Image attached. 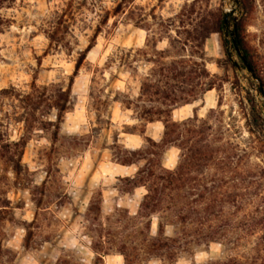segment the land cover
Here are the masks:
<instances>
[{
	"label": "rangeland",
	"instance_id": "1",
	"mask_svg": "<svg viewBox=\"0 0 264 264\" xmlns=\"http://www.w3.org/2000/svg\"><path fill=\"white\" fill-rule=\"evenodd\" d=\"M62 1L8 0L0 6V90L13 87L25 91L33 82L37 86L67 82L73 75L76 52L86 48L87 37L91 35L86 25H94L97 19L94 13L85 12V23L77 22L74 30L77 45L70 56L63 52L45 55L48 41L42 29ZM101 1L103 7L112 8L119 0ZM243 6L244 11L236 0H132L129 13L109 20L74 78L71 87L74 107L65 116L57 140L52 143L50 134L45 132H24L20 124L11 123L7 127L10 141L21 137L26 140L21 173H13L10 166L0 160V205L5 201L9 206L0 222V245L3 251L10 253L14 264H56L63 257L69 258L72 264H93L95 255L84 219L89 203L98 194L101 195L99 222L105 226L106 220L117 218L119 211L129 216L138 212L145 190H131L120 179L134 176L142 163L130 169V177L122 174L113 162L112 138L118 135L120 144L126 148L139 149L145 146L146 138L159 143L164 127L161 122L151 127L147 125L144 134H140L141 127L132 120V111L127 110L126 105L113 104L110 109L100 108L97 113L105 116L109 113L112 125L99 134L94 132L98 128L96 112L90 109L88 97L93 72L104 68L109 56L118 49L143 48L148 38L156 43L157 50H166L168 36L176 38L177 33L200 25L211 27L213 19L225 13L237 20L244 17L243 37L256 58L260 79L244 69L235 55L232 58L236 68L223 67L226 58L221 38L216 33L208 34L203 43V58L209 74L216 77L211 80L215 85L214 106L197 117L208 119L215 137L228 142L227 151L235 156L232 168L241 175H237L234 182L241 183L243 177L246 183H253L252 188L258 186L264 190V96L258 93V87L264 82V0H243ZM143 17L145 21L139 23ZM231 30L229 23L228 32ZM190 53L188 48L185 54ZM110 74L118 78L114 90L136 94L135 84L128 74L112 66L104 74L106 81ZM250 99L260 113V122L253 121ZM196 101L199 104V100ZM8 104L0 101L2 116L5 112L12 113ZM123 126L129 129L136 126L137 134H125L127 130ZM125 135L137 137L127 141ZM167 150L174 153L168 162L173 170L180 152L176 148ZM249 171L255 178H247ZM157 226V219L152 218L151 234L156 233ZM174 232L173 227L165 228L167 237ZM223 257V247L211 243L192 247L175 264H215ZM7 260L3 259L2 264H9ZM103 264H123V259L111 254L103 257Z\"/></svg>",
	"mask_w": 264,
	"mask_h": 264
},
{
	"label": "trees",
	"instance_id": "2",
	"mask_svg": "<svg viewBox=\"0 0 264 264\" xmlns=\"http://www.w3.org/2000/svg\"><path fill=\"white\" fill-rule=\"evenodd\" d=\"M6 1L0 0V6ZM101 3V0H63L42 29L48 41L45 55L63 52L70 56L77 45L74 37L77 22L85 23V12L96 15L94 25L87 27L85 24L91 35L87 37L86 48L76 52L74 72L67 82L43 86L33 82L25 91L13 87L0 90L1 103L8 102L12 110L3 116L0 112V160L9 165L13 173L22 172L26 140L21 137L18 141H10L7 127L11 123L20 124L24 132H45L50 134L52 143L57 140L65 116L74 107L71 96L74 78L109 20L129 13L132 0H119L112 8H105ZM236 4L244 11L243 0H236ZM144 17L139 23L145 21ZM243 21L244 17L237 20L229 13L222 14L213 19L211 27L200 25L177 33L176 38L168 36L169 47L162 51L147 38L143 48L118 49L109 56L104 68L93 72L88 97L90 109L96 112L98 128L94 132L99 134L112 125L109 113L106 116L97 113L100 108L110 109L113 104L126 105V109L132 111V120L141 127L140 134L154 122H161L164 127L159 143L146 138L145 146L139 149L126 148L120 144L118 135L112 138L110 149L115 164L129 167L142 163L133 177L120 181L131 190L143 188L145 194L136 215L119 211L117 218L106 220L107 226L99 222L101 195L91 200L84 222L95 255L93 264H103V257L111 254L121 256L123 264L151 261L175 264L192 247L211 243L221 245L224 251L221 262L215 264H264V190L258 186L252 188L253 183H246L243 177L241 183L234 182L239 175L232 168L235 156L227 151L228 142L215 137L208 119L201 120L195 115L174 122L171 118L174 109L201 100L206 92L215 88L211 80L216 77L209 74L203 58V43L210 33L221 38L226 58L223 67L236 68L232 58L235 55L244 69L248 66L253 77L260 79L256 58L243 37ZM188 48L191 53L186 55ZM112 66L133 80L135 95L114 90V82L118 79L114 75L110 74L108 81L105 80L104 74ZM258 93L264 96V82L258 87ZM249 103L254 123L260 122L254 102L250 99ZM123 129L127 130L125 134H137L136 126L130 129L123 126ZM168 148L180 152L173 170L162 165ZM217 176L219 178L214 180ZM247 178L253 179L255 175L249 171ZM8 208L7 202H1L0 222ZM241 211L242 215L237 216ZM152 218L158 221L155 234H151ZM169 226L175 229L171 237L165 235V228ZM9 256L0 245V264L3 259L14 264ZM56 264L72 262L63 257Z\"/></svg>",
	"mask_w": 264,
	"mask_h": 264
},
{
	"label": "crops",
	"instance_id": "3",
	"mask_svg": "<svg viewBox=\"0 0 264 264\" xmlns=\"http://www.w3.org/2000/svg\"><path fill=\"white\" fill-rule=\"evenodd\" d=\"M212 93H213V90L206 92L203 95L202 100H199V104H197V101H194L190 104H186L184 106H181V107L174 109L171 112V118L174 121H182V120L188 119L190 117H193L195 115L201 117L203 111L209 110V109L213 108V106H214V104L212 103ZM157 123L158 122L148 124V127L154 126ZM125 137H126L127 141H134V139H136L137 136L136 135H125ZM135 148L136 147H132L130 149H135ZM172 155H174L173 151L167 150L164 154V157H163V165L166 169H169V170L172 168V167L168 166L169 159H170V157H172ZM117 166L119 167V171L122 174L130 177L129 171L134 165L129 166V167H123V166H119V165H117ZM135 190L136 191H138V190L144 191L143 188H137Z\"/></svg>",
	"mask_w": 264,
	"mask_h": 264
},
{
	"label": "water",
	"instance_id": "4",
	"mask_svg": "<svg viewBox=\"0 0 264 264\" xmlns=\"http://www.w3.org/2000/svg\"><path fill=\"white\" fill-rule=\"evenodd\" d=\"M245 64V63H244ZM247 71L253 76L252 72H251V69L247 66Z\"/></svg>",
	"mask_w": 264,
	"mask_h": 264
}]
</instances>
